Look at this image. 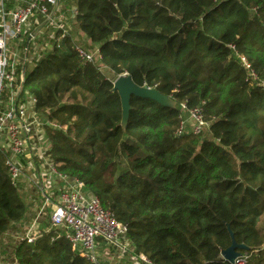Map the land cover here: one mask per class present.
Here are the masks:
<instances>
[{
    "label": "trees",
    "instance_id": "trees-1",
    "mask_svg": "<svg viewBox=\"0 0 264 264\" xmlns=\"http://www.w3.org/2000/svg\"><path fill=\"white\" fill-rule=\"evenodd\" d=\"M61 2L100 57L81 59L70 34L27 73L58 169L82 179L158 264H231L221 255L231 231L249 246L244 264H264V0ZM125 73L177 106L132 96L123 128L113 86ZM182 103L204 108L202 133H176ZM5 159L0 238L30 209ZM15 254L16 264H96L54 230Z\"/></svg>",
    "mask_w": 264,
    "mask_h": 264
},
{
    "label": "built area",
    "instance_id": "built-area-1",
    "mask_svg": "<svg viewBox=\"0 0 264 264\" xmlns=\"http://www.w3.org/2000/svg\"><path fill=\"white\" fill-rule=\"evenodd\" d=\"M62 7L61 0H0V153L6 155L12 184L18 186L27 179L41 196L14 239L33 243L43 232L54 230L56 237H64L92 263L158 264L136 253L128 225L105 208L82 179L60 171L51 158L37 98L25 85L37 59L54 47L62 48L70 36ZM76 12L74 7L71 16ZM76 50L86 62L100 57L99 50L80 45ZM240 58L250 66L244 55ZM180 111L177 134H200L208 127L202 106L182 103ZM249 256L242 252L234 264H244Z\"/></svg>",
    "mask_w": 264,
    "mask_h": 264
},
{
    "label": "water",
    "instance_id": "water-1",
    "mask_svg": "<svg viewBox=\"0 0 264 264\" xmlns=\"http://www.w3.org/2000/svg\"><path fill=\"white\" fill-rule=\"evenodd\" d=\"M113 90L118 92L121 99L123 128H126L128 125L132 96L152 99L165 107L174 108L177 106V102L172 97L163 94L158 89L149 85L140 86L136 84L132 77L126 73L119 75L115 79ZM230 234L232 242L229 247L222 250L221 255L226 261L234 264L236 259L242 255L243 250H248L249 246L244 243H238L232 231Z\"/></svg>",
    "mask_w": 264,
    "mask_h": 264
},
{
    "label": "rangeland",
    "instance_id": "rangeland-1",
    "mask_svg": "<svg viewBox=\"0 0 264 264\" xmlns=\"http://www.w3.org/2000/svg\"><path fill=\"white\" fill-rule=\"evenodd\" d=\"M66 23H67L66 28L68 29V31L72 35L73 40H75L78 45H89L90 47H92V50L93 49L95 51L98 50V46L96 44H94L93 42L91 43L89 38H87L84 34H82L80 31H78L77 28L75 27V25L69 21V19L66 21ZM102 71L106 76L113 77V73L107 67H104L102 69ZM204 136L205 137L208 136V132H205ZM23 185L27 186L26 187L27 190L25 189V187H23L25 190L22 191L24 193L21 192V194L23 196H25L24 198L28 201V204L30 206L29 212H28L25 220H29L31 214L33 213V211L35 209V207L39 204L41 196L39 193L35 192L36 189L32 190L29 187V185L27 183V179H25V181L23 182ZM23 224L24 223L16 225L15 227L12 228L11 231L4 234L0 238V264H13L15 262V260H16L15 248L19 243L15 241L14 237L21 233V229H22Z\"/></svg>",
    "mask_w": 264,
    "mask_h": 264
}]
</instances>
